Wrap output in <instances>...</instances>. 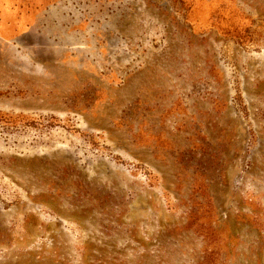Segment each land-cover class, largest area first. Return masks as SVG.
I'll list each match as a JSON object with an SVG mask.
<instances>
[{"label": "rangeland", "instance_id": "374dc122", "mask_svg": "<svg viewBox=\"0 0 264 264\" xmlns=\"http://www.w3.org/2000/svg\"><path fill=\"white\" fill-rule=\"evenodd\" d=\"M0 264H264V0H0Z\"/></svg>", "mask_w": 264, "mask_h": 264}]
</instances>
